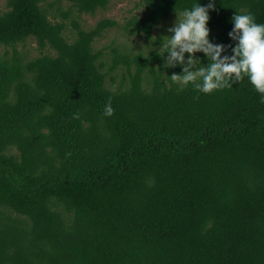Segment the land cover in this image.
<instances>
[{
	"label": "trees",
	"instance_id": "16d2710c",
	"mask_svg": "<svg viewBox=\"0 0 264 264\" xmlns=\"http://www.w3.org/2000/svg\"><path fill=\"white\" fill-rule=\"evenodd\" d=\"M68 1L0 11V264H264L260 93L246 77L203 93L155 48L95 46L113 28L147 43L197 0H140L86 29L109 0ZM214 3L209 38L231 54L230 17L264 22V0ZM30 38L35 56L18 49Z\"/></svg>",
	"mask_w": 264,
	"mask_h": 264
},
{
	"label": "clouds",
	"instance_id": "9594fccd",
	"mask_svg": "<svg viewBox=\"0 0 264 264\" xmlns=\"http://www.w3.org/2000/svg\"><path fill=\"white\" fill-rule=\"evenodd\" d=\"M215 7L214 0L201 3V0L175 11L174 22L166 33L157 37L150 35L147 43L138 50L155 48L162 57L164 67L181 65V70L169 76L181 84L191 83L192 87L203 93L212 92L239 81L243 77L260 93L264 102V22H257L251 12H236L230 17L232 27L228 36L231 54L225 51L228 44L212 42L209 38V10ZM154 37V38H153ZM159 40L158 46L154 41ZM202 52L206 63L202 62ZM185 53L188 55L185 56ZM221 53H224L223 55ZM110 99L104 105V114L112 112Z\"/></svg>",
	"mask_w": 264,
	"mask_h": 264
},
{
	"label": "rangeland",
	"instance_id": "374dc122",
	"mask_svg": "<svg viewBox=\"0 0 264 264\" xmlns=\"http://www.w3.org/2000/svg\"><path fill=\"white\" fill-rule=\"evenodd\" d=\"M139 1L140 0H109L105 9H98L94 14L83 13L78 18V21L80 26L85 29L95 24L101 18L115 19L119 24H122L125 17L140 11ZM49 3L52 4V11L54 12L57 11V8L60 10H68L70 8V2L68 0H46L45 4L48 5ZM4 4L5 0H0V11L5 9ZM70 12L71 14L75 13L73 8ZM174 18L175 17H170L167 22L159 24L153 33L155 35H157V33L160 35L165 34L167 27L174 22ZM111 40H114L116 44H123L133 50L140 49L142 43H144V39L142 37L129 36L123 33L121 29L118 30L113 28L107 30L104 35L96 41L95 46L96 48L101 47ZM18 49L23 51V53H26L28 56H35L38 54L36 43L32 38L27 39L23 45H18ZM1 51L2 48H0V52ZM116 75L119 77L120 72Z\"/></svg>",
	"mask_w": 264,
	"mask_h": 264
}]
</instances>
